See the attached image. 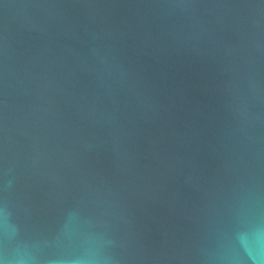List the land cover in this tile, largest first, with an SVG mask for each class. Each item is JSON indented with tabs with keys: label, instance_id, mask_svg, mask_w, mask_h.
<instances>
[{
	"label": "water",
	"instance_id": "water-1",
	"mask_svg": "<svg viewBox=\"0 0 264 264\" xmlns=\"http://www.w3.org/2000/svg\"><path fill=\"white\" fill-rule=\"evenodd\" d=\"M0 264H264V0H0Z\"/></svg>",
	"mask_w": 264,
	"mask_h": 264
}]
</instances>
